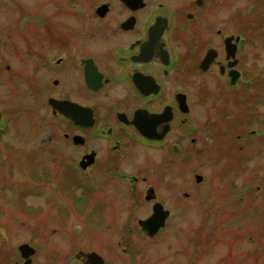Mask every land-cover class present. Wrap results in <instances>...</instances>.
<instances>
[{"label": "flooded vegetation", "instance_id": "af4514ba", "mask_svg": "<svg viewBox=\"0 0 264 264\" xmlns=\"http://www.w3.org/2000/svg\"><path fill=\"white\" fill-rule=\"evenodd\" d=\"M259 3L257 12L249 0H110L94 8L96 25L70 37L53 22L43 26L41 44H0V86L23 89L31 99L24 110L43 113L44 127L52 120L50 135L21 151L8 140L12 114L0 109V264H91L89 255L103 257L100 250L60 247L64 238L92 232H111L119 246L127 240L123 251L132 253L137 230L154 238L140 222L157 205L169 213L168 226L186 217L196 198L203 204L200 169L212 147L206 140L226 136L228 154L246 157L253 102L264 108V91L251 90L264 82V67L252 68L254 58L264 59ZM221 110L227 129L208 117ZM234 136L244 146L235 149ZM17 222H29L37 240L59 236L62 246L42 261L31 244L13 242ZM23 245L35 253L25 255Z\"/></svg>", "mask_w": 264, "mask_h": 264}, {"label": "rangeland", "instance_id": "374dc122", "mask_svg": "<svg viewBox=\"0 0 264 264\" xmlns=\"http://www.w3.org/2000/svg\"><path fill=\"white\" fill-rule=\"evenodd\" d=\"M108 1L110 0H0V44H41L38 41L40 33L46 31L43 30V26L53 22L60 35L70 37V34L82 31L86 24L96 25L94 8ZM247 2L248 0H235L234 6H243ZM259 2L261 0H249L252 8L258 9L257 12L262 8ZM221 12L226 14L225 9ZM258 29L259 27L252 26V41L257 43L260 39ZM252 61L253 72L254 69L258 72L264 67V59L257 56ZM10 87L0 86L1 112L7 117L12 114L9 120L11 129L8 140L18 149L23 148L21 151L29 152L35 147L37 138L42 141L50 135L52 120L50 117L45 119L44 124L48 127H44L43 113H29L24 110V107H28L31 103L30 97L22 93L23 89ZM261 89L264 91L263 81L261 84L257 83L251 90L258 95ZM262 112L264 108L259 103L253 102L251 127L249 126L251 130L264 131V121L260 120ZM217 114L216 118L208 115L209 120L224 123L227 129L229 120L227 112L221 110ZM205 117L202 116L201 120L205 121ZM261 136L258 134L250 138V149L246 157L238 151L233 157L228 154L227 149L231 147V145L227 147L228 137L224 136L223 139L216 137L210 140L204 133V138L208 139L206 145L209 148L212 146V150L203 154L200 169L204 176V181L200 185L203 204H200L198 198L193 200L188 206L186 217L177 219L178 222L172 221L152 239H147L137 230L129 246L132 253L123 251L124 248L128 249L127 240L119 246L118 237L111 232L107 234L92 232L88 235L82 234L80 238L77 235L70 239L64 238L66 246L63 249L60 247L62 241L59 236H50L49 239L46 237L45 241L33 238L31 227L27 225L29 222L24 226L19 222L15 226L11 225L12 230L19 233L13 242L15 245L23 242L31 244L36 248L38 258L42 261H47L49 256L56 254L53 247H60V251L67 252L72 247L68 245L72 243L73 246L77 244L89 250H100L99 253L106 264H225L228 261L230 264H241L246 257H249L247 264H264V253H261L257 259L254 256L255 249L259 248L257 239L255 238L256 241L253 242L251 235L247 233L248 230L252 231L255 220L258 221L260 217L251 220L248 218L251 222L245 217L246 205L251 199L250 186H248L251 182L254 190V198L252 197L254 208L250 210L259 209L258 213L260 212L264 217V139L262 140ZM229 138L231 144L235 143V149L244 144V141L238 140L236 136H234L235 140ZM220 146L223 148L221 149ZM3 152V147L0 145V158ZM3 164L0 162V169L6 168ZM15 178L20 177L18 175ZM241 197L244 198L242 201L239 199ZM36 203H38L37 198L33 200V204ZM126 211L124 218L127 215ZM141 212L145 213L147 210ZM6 220L10 221V218ZM29 220L35 222L34 219ZM67 221L68 219H59L58 225H64ZM132 226L137 227V224L133 223ZM126 227L127 224L124 222L123 228ZM8 229L5 230L4 227L1 231L7 232ZM245 232L247 235H242ZM262 240L264 241V236ZM56 244L58 246H55ZM68 254L71 257L75 255L72 252Z\"/></svg>", "mask_w": 264, "mask_h": 264}, {"label": "water", "instance_id": "95a60500", "mask_svg": "<svg viewBox=\"0 0 264 264\" xmlns=\"http://www.w3.org/2000/svg\"><path fill=\"white\" fill-rule=\"evenodd\" d=\"M124 1H135V0H124ZM108 9L107 5L101 6L99 9V13L106 12ZM1 117V114H0ZM202 176L198 177V181L200 182ZM169 213L167 211H164L161 205H157L155 207V213L150 217L147 218V220H143L140 222V225L142 226L143 230L147 232L148 236L154 237L160 229H162L166 224V219L168 217ZM22 251L25 253V255H32L35 253L34 249L29 247L28 245H23L21 247ZM91 264H105V261L103 257L98 255L97 253L93 252L89 255Z\"/></svg>", "mask_w": 264, "mask_h": 264}, {"label": "trees", "instance_id": "16d2710c", "mask_svg": "<svg viewBox=\"0 0 264 264\" xmlns=\"http://www.w3.org/2000/svg\"><path fill=\"white\" fill-rule=\"evenodd\" d=\"M252 183V182H251ZM251 183L248 184V186H250V189H249V193H250V196H251V199L250 201H248V204L246 205V219L248 220V222H251L250 220L251 219H258L260 217V219L257 221L255 220V227H253L252 231H249L247 233H249L251 235V239L253 242H255V238L257 239V242H258V249H255V252H254V256L256 257L255 259L259 258V255L261 253H264V241L262 240V237L264 236V217H262V214L258 211H260L259 209H252L250 210L251 208H254V206L252 205L253 204V193H254V190H252V185ZM251 191V192H250ZM253 197V198H252ZM241 201L244 199L243 197L239 198ZM261 215V216H260ZM250 220H249V219ZM244 233L242 235H247V233ZM240 235V234H239ZM249 259V257H246L241 264H247V260ZM225 264H230V262H226Z\"/></svg>", "mask_w": 264, "mask_h": 264}]
</instances>
